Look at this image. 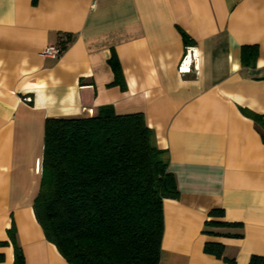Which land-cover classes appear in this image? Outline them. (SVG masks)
Instances as JSON below:
<instances>
[{"label":"crops","instance_id":"0c3cea01","mask_svg":"<svg viewBox=\"0 0 264 264\" xmlns=\"http://www.w3.org/2000/svg\"><path fill=\"white\" fill-rule=\"evenodd\" d=\"M49 45L59 59L41 57ZM102 108L142 114L166 152L179 198L163 202L159 264L264 257V137L244 114L264 116V0H0V264L14 262L10 231L25 264H68L33 210L45 123Z\"/></svg>","mask_w":264,"mask_h":264},{"label":"trees","instance_id":"16d2710c","mask_svg":"<svg viewBox=\"0 0 264 264\" xmlns=\"http://www.w3.org/2000/svg\"><path fill=\"white\" fill-rule=\"evenodd\" d=\"M256 57L255 47L242 50L244 66ZM110 66L113 85L123 88L119 65L111 59ZM244 114L264 137V116ZM178 198L166 152L155 146L142 114L117 116L102 108L90 118L46 121L33 210L45 239L68 264H159L163 202ZM219 226L240 225L207 224ZM8 235L13 264H25L14 233ZM206 252L219 257L222 246L208 244ZM249 264H264V257Z\"/></svg>","mask_w":264,"mask_h":264},{"label":"built area","instance_id":"2783aa9c","mask_svg":"<svg viewBox=\"0 0 264 264\" xmlns=\"http://www.w3.org/2000/svg\"><path fill=\"white\" fill-rule=\"evenodd\" d=\"M62 54H63V49L61 47L56 45H49L42 51L41 57L59 59L62 56ZM193 60L194 59L191 57V53L188 51L179 65V73L181 74L190 73ZM40 172H41V165L38 163L36 167V173L38 174Z\"/></svg>","mask_w":264,"mask_h":264}]
</instances>
